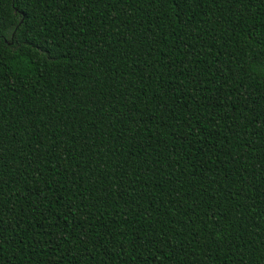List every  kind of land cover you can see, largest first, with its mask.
<instances>
[{"label": "trees", "instance_id": "trees-1", "mask_svg": "<svg viewBox=\"0 0 264 264\" xmlns=\"http://www.w3.org/2000/svg\"><path fill=\"white\" fill-rule=\"evenodd\" d=\"M21 20L0 264H264V0H0Z\"/></svg>", "mask_w": 264, "mask_h": 264}, {"label": "snow or ice", "instance_id": "snow-or-ice-1", "mask_svg": "<svg viewBox=\"0 0 264 264\" xmlns=\"http://www.w3.org/2000/svg\"><path fill=\"white\" fill-rule=\"evenodd\" d=\"M35 2H39V0H35ZM21 26L24 27V31L21 33L20 36H14V35L6 36L2 31V29L4 28V23L0 21V66H3L5 55L9 52L16 54V56L11 57L13 59L18 57L19 55L26 54L29 56V59L25 61L26 64L29 65L33 63L39 64L40 58L33 56L30 47H26V46L30 45V40L33 38V37H29L28 35L29 32L35 33V35L37 36L40 35V33L36 32V28L33 24L24 25L23 20H21L19 23L16 24L15 31H19ZM45 43H47L46 39L41 40V44H45ZM39 51H44V50L43 48H41L39 49ZM23 71L26 74L27 69H24ZM45 183H47V181H45ZM215 215L216 214L213 215V219H215ZM50 227L55 228L58 232L62 231V229H60L58 225L51 224ZM51 235L52 233L49 232L48 236L51 237ZM138 239H143L145 242H147V236ZM47 242L50 243L51 240L49 239V241ZM2 245H3V241L0 240V251H2ZM122 246L123 245L121 244V247ZM132 246L134 249L140 247V245H137L135 241H133Z\"/></svg>", "mask_w": 264, "mask_h": 264}]
</instances>
